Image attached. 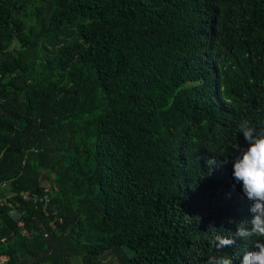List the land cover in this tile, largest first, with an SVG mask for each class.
I'll list each match as a JSON object with an SVG mask.
<instances>
[{"label": "trees", "instance_id": "1", "mask_svg": "<svg viewBox=\"0 0 264 264\" xmlns=\"http://www.w3.org/2000/svg\"><path fill=\"white\" fill-rule=\"evenodd\" d=\"M242 117L264 0H0V264H204L252 215Z\"/></svg>", "mask_w": 264, "mask_h": 264}, {"label": "clouds", "instance_id": "2", "mask_svg": "<svg viewBox=\"0 0 264 264\" xmlns=\"http://www.w3.org/2000/svg\"><path fill=\"white\" fill-rule=\"evenodd\" d=\"M237 134L242 133L248 147H233L238 154L233 160V178L242 184V192L252 202L249 220L240 221L235 232L209 226L210 242L218 255H209L204 264H234L232 256L222 250L236 244L237 239L251 242V249L242 254L241 264H264V121L241 118L236 122ZM208 165L216 164L208 160ZM189 219V217L186 215ZM228 231V235L223 233Z\"/></svg>", "mask_w": 264, "mask_h": 264}, {"label": "built area", "instance_id": "3", "mask_svg": "<svg viewBox=\"0 0 264 264\" xmlns=\"http://www.w3.org/2000/svg\"><path fill=\"white\" fill-rule=\"evenodd\" d=\"M45 193L44 194H41V195H38V196H34L35 198H38V200L40 202H42L43 204L42 205H46V204H49V201L51 200L50 198L52 197V194H51V189L49 187V185H47L45 187ZM21 195L24 199H29V195L27 193V191H22L21 192ZM53 217L49 219V225L50 226H54L55 225V220L57 221H60V218H58L57 214H56V209L55 208H52L51 211H49ZM44 213L46 214L47 213V210H44ZM22 222L19 220L18 221V224H21Z\"/></svg>", "mask_w": 264, "mask_h": 264}, {"label": "water", "instance_id": "4", "mask_svg": "<svg viewBox=\"0 0 264 264\" xmlns=\"http://www.w3.org/2000/svg\"><path fill=\"white\" fill-rule=\"evenodd\" d=\"M12 216H15V214H12Z\"/></svg>", "mask_w": 264, "mask_h": 264}, {"label": "rangeland", "instance_id": "5", "mask_svg": "<svg viewBox=\"0 0 264 264\" xmlns=\"http://www.w3.org/2000/svg\"><path fill=\"white\" fill-rule=\"evenodd\" d=\"M8 195H10V193H8Z\"/></svg>", "mask_w": 264, "mask_h": 264}]
</instances>
